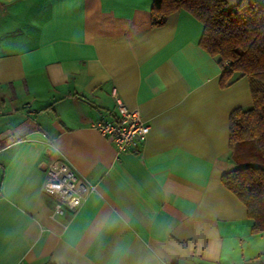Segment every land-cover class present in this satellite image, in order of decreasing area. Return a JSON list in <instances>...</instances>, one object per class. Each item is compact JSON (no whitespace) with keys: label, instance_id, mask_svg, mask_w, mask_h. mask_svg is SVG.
Instances as JSON below:
<instances>
[{"label":"crops","instance_id":"obj_1","mask_svg":"<svg viewBox=\"0 0 264 264\" xmlns=\"http://www.w3.org/2000/svg\"><path fill=\"white\" fill-rule=\"evenodd\" d=\"M152 3L0 0V264L264 260V233L221 182L248 78L223 86L202 23L180 9L152 27ZM113 92L149 126L136 151L93 127L117 116ZM55 159L95 188L62 214L43 190Z\"/></svg>","mask_w":264,"mask_h":264},{"label":"trees","instance_id":"obj_2","mask_svg":"<svg viewBox=\"0 0 264 264\" xmlns=\"http://www.w3.org/2000/svg\"><path fill=\"white\" fill-rule=\"evenodd\" d=\"M184 9L203 26L199 45L217 58L221 84L246 76L251 105L229 118V146L235 169L221 176L223 185L246 206L251 231L264 233V0H153L152 27Z\"/></svg>","mask_w":264,"mask_h":264},{"label":"built area","instance_id":"obj_3","mask_svg":"<svg viewBox=\"0 0 264 264\" xmlns=\"http://www.w3.org/2000/svg\"><path fill=\"white\" fill-rule=\"evenodd\" d=\"M113 95L117 116L114 119L97 120L93 127L113 143L117 152L136 151L145 140L149 126L138 110L128 108L115 92ZM94 189L92 184L80 178L66 162L55 159L46 165L43 190L56 198L55 214H62L65 209L75 210ZM260 264H264V260Z\"/></svg>","mask_w":264,"mask_h":264}]
</instances>
